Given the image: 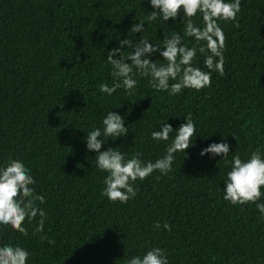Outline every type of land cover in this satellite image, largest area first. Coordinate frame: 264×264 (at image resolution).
Returning <instances> with one entry per match:
<instances>
[{
  "label": "trees",
  "instance_id": "16d2710c",
  "mask_svg": "<svg viewBox=\"0 0 264 264\" xmlns=\"http://www.w3.org/2000/svg\"><path fill=\"white\" fill-rule=\"evenodd\" d=\"M153 10L150 0H0V167L21 160L46 201H37L46 212L43 232L35 231L39 216L25 221L26 236L0 225V247L25 248L27 264H128L155 247L169 264H264V217L253 203L223 199L233 156L246 161L259 150L264 158V0H241L239 27L219 22L225 74L212 72L209 87L170 95L136 75L132 95L123 88L101 93V83L113 82L107 55L120 40L162 46L165 35H184L182 12L148 23ZM193 20L203 27L199 15ZM140 21L144 33H131ZM132 51L125 45L121 55ZM150 58L166 63L159 52ZM204 60L197 52L195 66L207 72ZM109 111L124 117L129 133L102 136L101 151L117 148L126 159L140 153L145 163L171 143L151 138L161 123L171 124L174 136L191 114L197 129L187 155L175 154L173 171L138 180L137 195L124 204L102 194L107 173L86 146ZM221 142L230 145L227 159L200 155Z\"/></svg>",
  "mask_w": 264,
  "mask_h": 264
},
{
  "label": "clouds",
  "instance_id": "9594fccd",
  "mask_svg": "<svg viewBox=\"0 0 264 264\" xmlns=\"http://www.w3.org/2000/svg\"><path fill=\"white\" fill-rule=\"evenodd\" d=\"M154 9L146 17L148 23L158 18L164 21L176 20L181 12V22L184 23V35L176 33L171 37L165 35L163 45L157 46L142 38L139 41L122 39L119 47L108 52L107 61L112 66L111 75L113 82L101 83L99 91L111 96L117 89L123 88L128 95H132L137 87L136 75L150 78L151 87L158 91H167L170 95L180 94L184 89L200 91L211 85L212 72L225 74L226 36L220 26V21L236 22L239 27L237 13L241 11V0L226 2V0H150ZM199 15L202 18L203 27L197 26L193 20ZM145 22L133 24L131 33H144ZM184 37L194 38L202 46L187 47ZM133 49L132 53L125 57L121 55L124 46ZM161 49H163L161 51ZM159 55L166 63L158 64L150 58L154 53ZM197 52L205 56L204 64L209 71H203L195 66ZM117 57V58H114ZM130 60L131 63L127 61ZM170 81H175L170 84ZM185 123L175 130L171 124L161 123L159 130L151 133L155 141L171 143L166 148V154L153 161L144 162L140 153L126 159L125 153L117 148H108L101 151L105 143L101 137H126L129 133L125 127V120L119 113L109 111L102 121L103 128H96L88 132L87 148L96 153V163L100 170L107 173L104 180L103 195L112 202L127 203L135 198L137 189L135 183L148 178L154 171L167 175L173 171L175 154L186 153L193 145V137L197 136V129L191 114L186 116ZM100 138V139H98ZM230 153V145L226 142L212 143L201 150L200 155L211 154L212 157L223 156L227 159ZM187 155V153H186ZM185 155V156H186ZM36 183L24 163L19 159L9 160L6 166L0 167V225L11 226L14 230L27 235L23 226L25 221H32L39 216L36 232H43L46 220V212L40 209L37 201L43 204L45 198L35 194L32 187ZM225 201L233 205L253 203L264 217V203H258L261 199V188L264 186V158L259 150L252 152L248 160H242L238 155L233 156L231 170L227 172L224 182ZM160 229V223L155 224ZM163 228L171 231V226L165 222ZM46 239V236H41ZM49 243L54 244V240ZM30 253L20 246L4 245L0 247V264H27ZM128 264H169L165 250L160 247L149 249L143 257L135 256Z\"/></svg>",
  "mask_w": 264,
  "mask_h": 264
}]
</instances>
